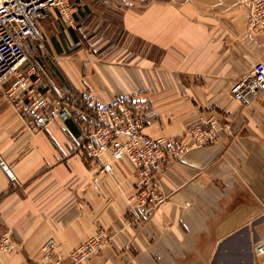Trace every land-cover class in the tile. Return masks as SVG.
<instances>
[{
    "label": "crops",
    "instance_id": "crops-1",
    "mask_svg": "<svg viewBox=\"0 0 264 264\" xmlns=\"http://www.w3.org/2000/svg\"><path fill=\"white\" fill-rule=\"evenodd\" d=\"M75 26L42 23L54 96L130 102L151 137L180 138L218 121L213 145L160 168L158 211L135 222L136 169L83 157L78 119L33 132L0 88V234L18 249L0 264H69L97 231L110 241L89 264H264V92L250 107L232 86L264 63V35L237 0H75ZM36 46L31 40L27 48ZM37 60L34 58L33 61ZM88 109V108H87ZM184 143L194 140L186 137ZM11 172L12 177L4 169ZM52 240L55 259H44Z\"/></svg>",
    "mask_w": 264,
    "mask_h": 264
},
{
    "label": "built area",
    "instance_id": "built-area-1",
    "mask_svg": "<svg viewBox=\"0 0 264 264\" xmlns=\"http://www.w3.org/2000/svg\"><path fill=\"white\" fill-rule=\"evenodd\" d=\"M247 10V28L253 35H264V0H237ZM75 0H0V88L10 86L6 95L17 114L26 120L28 128L37 132L49 124L78 119L84 140L83 157L105 166L104 156L125 157L136 169V196L131 198L133 209L142 211L135 222L158 211L166 197L157 190L156 180L161 167L181 161L191 150L213 145L217 123L211 121L197 126L180 138L151 137L145 133L143 121L130 102L116 104L98 100L78 103L62 96H54L52 81L48 80L46 65L29 61L26 42L32 41L45 49L42 23L53 14L65 28L75 26ZM264 92V63L257 62L250 76L231 88L235 102L242 107L252 106ZM88 108V109H87ZM186 137L194 140L184 143ZM110 241L104 230L97 231L85 244L77 246L69 255V264H89L103 252ZM18 249L10 233L0 234V256ZM264 252V242L261 246ZM45 260L54 261L57 246L49 240L43 246Z\"/></svg>",
    "mask_w": 264,
    "mask_h": 264
},
{
    "label": "rangeland",
    "instance_id": "rangeland-1",
    "mask_svg": "<svg viewBox=\"0 0 264 264\" xmlns=\"http://www.w3.org/2000/svg\"><path fill=\"white\" fill-rule=\"evenodd\" d=\"M39 52V49L37 48V46H34V45H30L28 48H27V54L29 56V61L24 65V69H26L30 64H32L34 61V58H37L38 59V53ZM256 64V63H255ZM254 64V65H255ZM254 67V66H253ZM211 121H206V122H202L196 126H194L193 128H191L190 130H188V132H190L192 129H194L195 127L197 126H204L206 125L207 123H209ZM215 122L217 123V132L215 133V138L214 140H219V138H217V136L220 134V131H222V128L220 127V122L216 121Z\"/></svg>",
    "mask_w": 264,
    "mask_h": 264
},
{
    "label": "water",
    "instance_id": "water-1",
    "mask_svg": "<svg viewBox=\"0 0 264 264\" xmlns=\"http://www.w3.org/2000/svg\"><path fill=\"white\" fill-rule=\"evenodd\" d=\"M4 169L8 172V174L12 177L11 172L7 169V167L4 165Z\"/></svg>",
    "mask_w": 264,
    "mask_h": 264
},
{
    "label": "trees",
    "instance_id": "trees-1",
    "mask_svg": "<svg viewBox=\"0 0 264 264\" xmlns=\"http://www.w3.org/2000/svg\"><path fill=\"white\" fill-rule=\"evenodd\" d=\"M69 99L65 98V101H68Z\"/></svg>",
    "mask_w": 264,
    "mask_h": 264
}]
</instances>
